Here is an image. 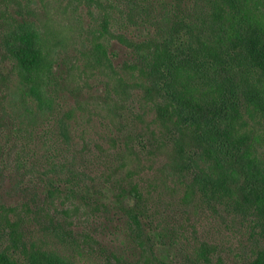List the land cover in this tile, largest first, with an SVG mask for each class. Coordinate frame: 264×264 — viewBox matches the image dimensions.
I'll return each instance as SVG.
<instances>
[{"label":"trees","instance_id":"obj_1","mask_svg":"<svg viewBox=\"0 0 264 264\" xmlns=\"http://www.w3.org/2000/svg\"><path fill=\"white\" fill-rule=\"evenodd\" d=\"M50 1L0 0L17 7L0 13V62L16 80L12 93L2 80L0 97V192L14 176L0 197V264H78L49 242L80 256L93 250L97 227L114 223L139 241L145 264H162L180 239L175 216L159 224L157 173L150 183L121 175L116 162L133 152L139 165L160 159L169 180L184 182L186 207L221 219L226 243L209 236L189 264H264V0H54L89 9L75 61L105 74L113 118L132 115V133L105 149L59 90L62 54L31 16ZM156 233L168 245L152 243ZM118 251L108 264L123 263Z\"/></svg>","mask_w":264,"mask_h":264},{"label":"rangeland","instance_id":"obj_2","mask_svg":"<svg viewBox=\"0 0 264 264\" xmlns=\"http://www.w3.org/2000/svg\"><path fill=\"white\" fill-rule=\"evenodd\" d=\"M9 6L13 7V9L17 8L16 5H0V13ZM77 8V5L56 4L53 0L50 1L49 5L48 3L35 5L31 10V16L34 18L36 25L44 32L43 35L46 39L52 41L57 53L62 54L60 60L62 66L59 69L61 72L55 74L59 83V90L66 95L65 99L71 105L76 109L78 108L80 125L87 138L105 149L112 146L110 143L111 139L119 140L132 133L130 128H127L133 125L132 115H129L128 122H125L124 119L113 118V114L102 100L105 98L104 85L107 81L105 74L99 73L94 67L84 69L83 59L82 62L75 61V59L81 57L80 52L83 51L84 40L79 39L78 35L87 36L93 22L89 9L82 7L77 11ZM259 10L260 15L264 17V7L262 5H259ZM25 11L26 9H24ZM10 70L11 66L9 63L0 62L1 99L8 86L12 87L10 93L15 90L16 80L9 81ZM3 79L4 88L2 86ZM1 88H3V93ZM125 110L123 109L122 114ZM93 148L95 151H99L95 144ZM167 154L165 153L162 158L167 159ZM119 159L116 164L122 167L121 175H125L128 172L135 173L137 177L141 175L142 180L150 183L149 180L152 175L157 173L158 188L157 193L154 195L156 197L161 196V202L159 199L160 203L158 204V212L160 213L159 224L161 225L165 214L175 216L173 224L178 230L180 237L177 245H173V247L163 252L164 254L161 257L162 264H189L186 256L191 255L198 244L203 243L205 240L208 241L209 236L218 235L217 232L220 227L217 223L221 219L217 217L218 220H215L210 217V214L203 207L196 210L190 208L189 205L186 207L183 201L184 182L181 185L178 181L175 183L172 179L169 180L168 173L164 170L160 159L153 164L144 161L143 164L139 165L137 163V155L134 152L127 153ZM5 178L6 182L2 185L0 192V197L2 198L7 197L6 195L14 182V176L6 175ZM162 181L167 183L168 188ZM181 223L182 227H179ZM116 226L118 224L114 223L107 232L97 227L96 232L92 233L94 237L93 250L80 254V256L73 252L71 248L55 245L51 241L49 246L57 249L61 255L71 258L78 264H108L105 257L115 248L119 249L118 254L123 257L124 261L121 264H145L140 258L139 241L137 239L133 240L134 237H130V232L124 230L115 231ZM118 228L119 226L116 229L118 230ZM179 229H182V232ZM226 235V232H223L217 236L216 240L221 246L226 243ZM156 236L157 238L152 237V243L164 242L168 245V240L160 239L161 234L156 233ZM238 245V242H236L233 249L238 248ZM103 251L107 253L103 254ZM156 254L161 256L159 253ZM234 262H237V260L231 256L230 259L226 260L225 264H234ZM111 263H114L113 259H111ZM214 264L217 263L214 261Z\"/></svg>","mask_w":264,"mask_h":264}]
</instances>
